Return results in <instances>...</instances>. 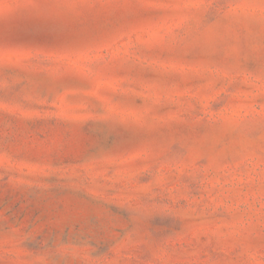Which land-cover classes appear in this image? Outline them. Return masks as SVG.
<instances>
[{
  "label": "rangeland",
  "instance_id": "rangeland-1",
  "mask_svg": "<svg viewBox=\"0 0 264 264\" xmlns=\"http://www.w3.org/2000/svg\"><path fill=\"white\" fill-rule=\"evenodd\" d=\"M0 264H264V0H0Z\"/></svg>",
  "mask_w": 264,
  "mask_h": 264
}]
</instances>
